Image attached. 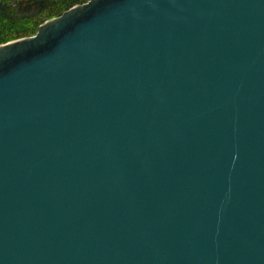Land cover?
Segmentation results:
<instances>
[{
  "label": "water",
  "instance_id": "95a60500",
  "mask_svg": "<svg viewBox=\"0 0 264 264\" xmlns=\"http://www.w3.org/2000/svg\"><path fill=\"white\" fill-rule=\"evenodd\" d=\"M0 264H264V0H90L0 44Z\"/></svg>",
  "mask_w": 264,
  "mask_h": 264
},
{
  "label": "trees",
  "instance_id": "16d2710c",
  "mask_svg": "<svg viewBox=\"0 0 264 264\" xmlns=\"http://www.w3.org/2000/svg\"><path fill=\"white\" fill-rule=\"evenodd\" d=\"M88 1L90 0H0V44L34 36L47 21L61 17L72 7ZM46 45L47 43H33L26 56L43 50Z\"/></svg>",
  "mask_w": 264,
  "mask_h": 264
}]
</instances>
